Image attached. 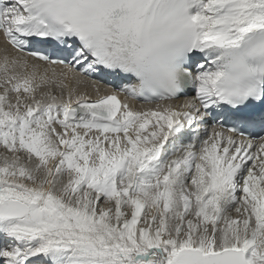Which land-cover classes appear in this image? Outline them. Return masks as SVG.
I'll list each match as a JSON object with an SVG mask.
<instances>
[{
  "label": "snow or ice",
  "instance_id": "1",
  "mask_svg": "<svg viewBox=\"0 0 264 264\" xmlns=\"http://www.w3.org/2000/svg\"><path fill=\"white\" fill-rule=\"evenodd\" d=\"M0 36V264H264V0H0Z\"/></svg>",
  "mask_w": 264,
  "mask_h": 264
},
{
  "label": "bare ground",
  "instance_id": "2",
  "mask_svg": "<svg viewBox=\"0 0 264 264\" xmlns=\"http://www.w3.org/2000/svg\"><path fill=\"white\" fill-rule=\"evenodd\" d=\"M135 103H136V106H137V107H140V106H138L137 102H135Z\"/></svg>",
  "mask_w": 264,
  "mask_h": 264
}]
</instances>
